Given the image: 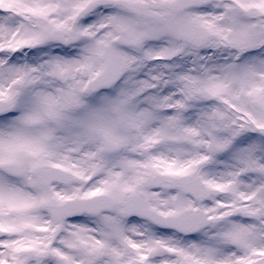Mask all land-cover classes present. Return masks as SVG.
Returning a JSON list of instances; mask_svg holds the SVG:
<instances>
[{"label":"snow or ice","instance_id":"1","mask_svg":"<svg viewBox=\"0 0 264 264\" xmlns=\"http://www.w3.org/2000/svg\"><path fill=\"white\" fill-rule=\"evenodd\" d=\"M0 264H264V0H0Z\"/></svg>","mask_w":264,"mask_h":264}]
</instances>
